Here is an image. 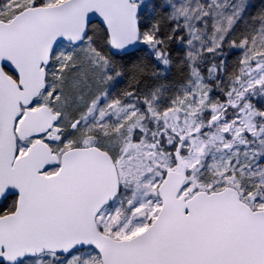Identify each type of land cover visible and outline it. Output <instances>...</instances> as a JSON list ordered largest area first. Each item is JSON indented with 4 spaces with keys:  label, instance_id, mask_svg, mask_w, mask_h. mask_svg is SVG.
<instances>
[{
    "label": "snow or ice",
    "instance_id": "6c2138e0",
    "mask_svg": "<svg viewBox=\"0 0 264 264\" xmlns=\"http://www.w3.org/2000/svg\"><path fill=\"white\" fill-rule=\"evenodd\" d=\"M0 264H264V0H0Z\"/></svg>",
    "mask_w": 264,
    "mask_h": 264
}]
</instances>
